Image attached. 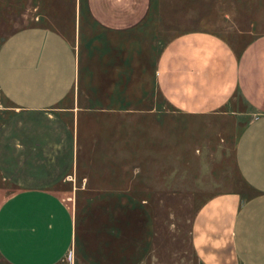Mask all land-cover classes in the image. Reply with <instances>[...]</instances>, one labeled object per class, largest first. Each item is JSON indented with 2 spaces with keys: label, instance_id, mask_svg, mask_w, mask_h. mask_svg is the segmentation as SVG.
Wrapping results in <instances>:
<instances>
[{
  "label": "crops",
  "instance_id": "crops-1",
  "mask_svg": "<svg viewBox=\"0 0 264 264\" xmlns=\"http://www.w3.org/2000/svg\"><path fill=\"white\" fill-rule=\"evenodd\" d=\"M200 1L194 19L205 24L188 29L197 0H86L87 13L75 0L73 39L44 23L17 26L0 39V92L25 110L49 109L71 94L76 116L139 112L125 107L146 98L147 84L187 115L232 106L243 187L215 192L199 206L191 246L199 264H264V0H202L217 5L219 29ZM47 4L0 0V24L48 20ZM229 37L246 40L237 47ZM152 52L153 78L145 63ZM115 129L105 149L133 139ZM138 162L135 155L126 163ZM76 240L74 211L49 188H21L0 203V264H58ZM91 257L96 264L99 257ZM79 258L75 251V264Z\"/></svg>",
  "mask_w": 264,
  "mask_h": 264
},
{
  "label": "rangeland",
  "instance_id": "rangeland-1",
  "mask_svg": "<svg viewBox=\"0 0 264 264\" xmlns=\"http://www.w3.org/2000/svg\"><path fill=\"white\" fill-rule=\"evenodd\" d=\"M197 1L187 29L205 24L194 19ZM74 2L48 0L49 19L42 22H2L0 39L33 23L56 26L73 39ZM200 2L207 7L203 17L219 29L224 22L215 21L217 5ZM80 4L87 13L86 0ZM228 39L237 47L246 40ZM150 55L145 63L153 78L157 53ZM145 94L125 107L139 112L91 115L86 109L76 116L71 94L49 109L25 110L0 92V203L25 187L62 196L76 215L77 240L58 264H75V251L79 264L93 263L92 255L99 257L96 264H199L190 240L194 214L211 194L243 187L234 160L238 129L232 126L238 124L232 106L193 116L175 109L154 84L145 85ZM111 128L122 140L133 139L105 149ZM135 155L139 162L127 164Z\"/></svg>",
  "mask_w": 264,
  "mask_h": 264
}]
</instances>
